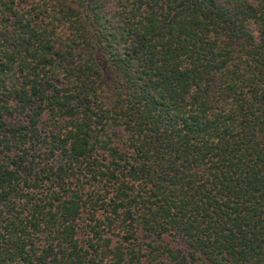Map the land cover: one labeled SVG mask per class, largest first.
I'll list each match as a JSON object with an SVG mask.
<instances>
[{
  "label": "trees",
  "instance_id": "16d2710c",
  "mask_svg": "<svg viewBox=\"0 0 264 264\" xmlns=\"http://www.w3.org/2000/svg\"><path fill=\"white\" fill-rule=\"evenodd\" d=\"M0 264H264V0H0Z\"/></svg>",
  "mask_w": 264,
  "mask_h": 264
}]
</instances>
